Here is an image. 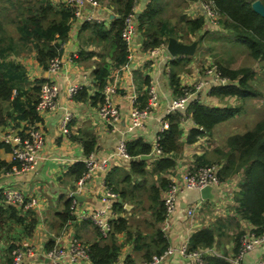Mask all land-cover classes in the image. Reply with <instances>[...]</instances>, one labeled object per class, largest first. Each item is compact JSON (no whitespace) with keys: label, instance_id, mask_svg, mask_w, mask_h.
<instances>
[{"label":"crops","instance_id":"crops-1","mask_svg":"<svg viewBox=\"0 0 264 264\" xmlns=\"http://www.w3.org/2000/svg\"><path fill=\"white\" fill-rule=\"evenodd\" d=\"M49 1L57 8L67 6V0ZM93 2V4L87 2L83 6L82 18L71 21L68 38L54 42L60 48L56 57L63 63L58 73H49L46 68L40 66L37 62V54L33 50L21 55H11L8 58L25 68L27 81L21 96L25 111L30 109L29 104H26L27 98L37 101L38 94L35 93L34 88L44 82H55L60 89V95L56 109L37 113L35 120L23 118L20 112L16 113L11 109L7 124L0 127L2 144L4 143L1 134L6 130L23 132L35 125L40 127L45 135V146L38 155L34 170L10 173L8 176L0 172V193L6 189L17 190L25 194L28 199L35 201V207L30 210L16 208L18 210L16 217L4 214V221L0 225V238L6 239L4 245L7 241L8 243L0 254L5 255L11 245L16 247L27 242L36 248L35 255L24 258L18 264H52L46 258V252L53 246L68 247L74 240H78L91 248L95 243L114 240L121 246L119 258L114 264H137L151 260H148V256L153 258L157 255L156 249L161 247L157 239L158 232L162 233L167 246L177 248L182 242L190 244L195 232L209 229L215 234V243L211 248H207L212 251L209 256L233 260L237 255L236 241H240L239 238L243 233L256 232V226L239 214V204L235 198L245 181L244 170L230 174L218 188H215V201L202 200L198 190L187 189L184 180L188 172H194L202 165L216 164L219 168L225 166L227 159L224 155L230 150L228 141L232 136L224 139L227 141L223 145L214 128L210 134L200 138L196 143L186 144L189 132L196 127L189 115L182 124V141L185 145L175 156L176 164L173 169L160 175L150 172L162 157L154 156L151 160H140V157H135L127 161L117 156V148L124 141L128 144L141 142L151 145L153 149L162 129V121L167 116L168 107L184 94L185 89L195 88L202 79V73L193 61L185 63L181 60L183 57L174 60L166 52L170 28L176 32L180 41H182L180 37L183 35L182 29L176 28L170 20H167V28L160 26L156 30L157 37L163 34V43L156 48H147L148 46L145 45L147 40L142 37L138 20L150 0H139L138 35L134 39L132 50L128 52L127 61L118 66L110 55V52L113 53L112 36L109 39H97L93 34V26L86 27V24H103L108 29L121 16L123 3L120 5L115 0H93ZM191 6L194 8V18L203 15L202 2L198 1ZM90 16L93 17L92 21L87 20ZM207 26L206 22L200 32L205 33V38L214 35V40L220 42L224 36H230L229 32L224 34L218 31L220 25L209 28ZM154 50L158 52L152 54ZM167 61H171V64ZM102 64H108L110 67L106 84L112 83L117 89L114 100L120 109L121 119L113 126L105 124L98 116L100 103L98 95L102 90L95 78V71ZM173 72L179 78L178 89L172 85ZM72 84L84 86L82 93L80 92L73 99L67 95V89ZM151 84L156 87L158 93V105L153 116L144 129L128 131L129 116L133 107L132 99L137 97L140 104H146L148 88ZM214 86L205 87L196 94L200 103L220 108L228 104L235 108L241 103L236 98L221 100L212 96L210 90ZM239 106L241 107L242 104ZM188 110L189 108L183 114H188ZM244 110L245 107L242 106L238 115L243 114ZM66 116H70L68 133L62 130V121ZM235 129L233 128V131ZM86 143L93 145L91 154L94 155L96 163L101 165L106 161L108 168L96 169L81 186L76 176L72 174V170L79 163L86 165L89 156L85 152ZM0 159L8 165L13 164V170L15 164L10 151L7 152L5 148L0 150ZM139 161H145L147 165V174L142 177L133 171V164ZM151 175L155 179L152 181V190L143 200H140V197L137 199L131 193L133 186L129 187L128 183L134 184L135 180L147 182ZM123 177L126 179L124 180ZM163 178L170 184L177 183L183 190L179 194L177 211L170 219L169 226H166L162 220L161 203L166 190L162 191L159 201L153 200V188L159 187ZM110 190L116 192L119 197L114 201L109 229L104 237L93 222L84 220L81 216L83 213L99 210L102 207L103 196ZM74 200L77 203V211L73 216L70 207ZM191 208L194 209L195 215L190 219L187 217V212ZM122 220L126 222V228L121 232L113 231ZM263 256L264 246L250 252L240 264H253ZM1 258L3 261L6 260V256ZM62 264L69 263L64 259ZM77 264L93 263L90 259ZM168 264H186V262L176 257Z\"/></svg>","mask_w":264,"mask_h":264},{"label":"trees","instance_id":"trees-1","mask_svg":"<svg viewBox=\"0 0 264 264\" xmlns=\"http://www.w3.org/2000/svg\"><path fill=\"white\" fill-rule=\"evenodd\" d=\"M122 5V14L117 18L108 29L102 25L93 26V34L97 39H109L111 41V57L116 64L123 65L127 61L128 50L121 37L124 17L131 11L133 0H115ZM188 4L194 5L199 0H183ZM255 0H214L215 9L219 14L220 23L227 29L230 36H226L230 45H242L248 49L249 56L254 63L259 64L260 69L264 70V18L257 14L252 3ZM264 4V0H261ZM167 3L164 0H150L146 9L142 12L139 22L142 37L147 40L145 45L151 48L159 47L163 42L162 35L157 37L156 30L162 27L167 28L168 22L161 20L157 24V17L165 11ZM74 14L71 8L54 7L49 0H0V127L7 124L11 116L10 110L20 112L23 118L35 120L37 113L35 107L38 101L27 98L26 104L30 109H24L21 96L25 90L27 81L25 68L22 64L8 60L11 55H21L28 51H35L37 62L40 66L48 69L49 61L59 55L60 48L56 42L58 39L65 40L71 30V21ZM206 16L197 18L190 16L187 18V29L182 28L183 35L181 40L192 43L193 37L201 32L206 23ZM165 24L167 26H165ZM175 29V28H174ZM166 35V34H165ZM176 32L170 28L169 37H175ZM205 38V33L201 39H197L201 44ZM168 41V40H167ZM185 63L192 61L191 57L183 56L181 58ZM222 75L230 80L228 85H216L211 88L212 96L220 98H236L240 104L245 107V103L253 98L263 97L262 92L255 86L259 79L258 73L253 68L233 69L230 66H219ZM110 74L108 64H102L95 71V78L103 90L106 80ZM172 85L178 89L179 78L176 73H172ZM254 81V83H253ZM43 84V83H42ZM40 86L34 88L39 96ZM82 93V92H81ZM37 96V97H38ZM101 102V94L98 95ZM146 103V102H145ZM7 104V105H6ZM239 104V105H240ZM6 105V106H5ZM233 108L231 104L225 107H211L197 101H193L189 106L188 114L176 112L169 114L164 120L169 122V128L160 133L159 143L163 151V156L155 165L154 172L163 174L173 169L175 166V156L182 150L185 143L182 141L183 121L191 115L196 127L193 128L186 140V144H194L200 138L210 134L212 130L220 123L227 122L236 117L242 109V106ZM232 107V108H231ZM229 152L224 155L227 159L226 165H222L218 171L221 181H224L230 174L244 170L245 181L241 190L235 196L239 204L238 211L241 217L249 220L256 226V234H260L264 228V117L257 121L254 127L244 134H236L228 141ZM8 152L10 148L0 143V150ZM93 145L86 143L85 152L90 155L93 151ZM127 150L132 158H139L142 155H150L152 146L148 144L127 143ZM134 163V162H133ZM13 164H7L0 159V172L4 169H11ZM214 164H205L202 166H211ZM146 162L139 161L133 164L134 173L140 177L145 176ZM201 167V166H200ZM86 171V165L79 163L72 170L76 179L82 176ZM170 183L163 178L159 187H154V201H159L162 191L168 189ZM70 206V204H69ZM162 215L164 221L165 208L161 203ZM17 209L5 203L0 193V225L4 221V214H11L16 217ZM18 218V217H17ZM20 222L21 220H17ZM6 226V225H5ZM3 227V226H2ZM126 228V222L122 220L114 227L115 232H121ZM157 239L161 247H157V255L162 254L169 246L163 238L162 233H157ZM215 243L214 231L203 229L193 234L189 244L190 250H199L211 248ZM235 253L238 254L240 241H236ZM15 246L11 245L4 256L6 260L0 259V264H13L11 256ZM121 246L114 240L106 243H95L90 248V259L93 264H114L119 258ZM152 259L148 256V260ZM205 264H232L225 258L217 256L205 257Z\"/></svg>","mask_w":264,"mask_h":264},{"label":"built area","instance_id":"built-area-1","mask_svg":"<svg viewBox=\"0 0 264 264\" xmlns=\"http://www.w3.org/2000/svg\"><path fill=\"white\" fill-rule=\"evenodd\" d=\"M139 0H133L131 11L124 17L123 27L121 31V37L125 43L128 52L132 50L135 37L138 35L137 27V4ZM93 4V0H67V6L73 11L72 20H77L83 16V6L86 3ZM202 2L203 12L206 16L208 26H219L220 17L215 9L214 0H199ZM88 21H92L93 17H88ZM165 47V45L163 46ZM166 48V47H165ZM158 50H154L152 54H156ZM63 67L62 60L58 57H54L49 61L48 72L55 74L58 73ZM230 80L222 75L219 67H213L206 70V77L201 79L195 86V89H185L184 94L177 100L173 101L168 107L167 115L174 114L176 112L185 113L193 101H198L196 94L201 92L205 87L214 85H228ZM84 86L81 84H72L67 89V95L73 99L77 96ZM117 89L114 84L107 83L101 93V102L99 103L98 116L107 125L113 126L121 119V112L118 105L115 103V96ZM60 95V89L55 82H44L40 86L38 101L35 107L36 113H42L45 111H52L56 109L58 98ZM133 107L130 112V122L127 127L128 131L137 129H144L147 122L152 118L153 112L158 105V93L156 87L151 84L148 88V100L146 104H140L137 97L132 99ZM70 116H66L62 121V130L64 133H68V123ZM169 128V122L167 120L162 121V129L160 133H163ZM3 143L10 148V154L15 164L12 168L4 169L1 172L6 176L10 173L18 172H30L35 169L37 165V158L39 153L45 146V135L40 127L35 125L30 126L23 132H17L15 130H6L1 134ZM160 136L154 144L152 149L153 157H162L163 151L159 143ZM117 156L124 160H131L127 150V143L121 142L117 148ZM108 168L107 162L98 165L95 161L93 154L88 156L86 160V171L83 172L79 178V185L83 186L90 178L92 173L96 169L105 170ZM218 165L201 166L194 172H188L184 176L187 189L201 190L205 187L211 186L218 188L222 181L218 175ZM183 190L177 185V183H171L165 192L163 197V205L165 208L164 222L166 226H169L170 219L174 216L178 207V197ZM1 195L4 198L6 204L13 206L17 209L30 210L35 207V201L28 199V197L20 191L6 189L1 191ZM118 194L114 191H107L102 198V207L94 211L93 213H83L82 218L87 221L93 222L102 235L105 237L107 230L109 229L110 217L114 205V201L118 199ZM76 200L73 201L70 207L71 215L75 214ZM76 209V210H75ZM195 215L194 209H189L187 212L188 218H193ZM74 216V215H73ZM264 246V228L260 234L255 232L247 233L240 238V247L238 254L233 260H230L232 264H240L243 258L250 252L259 249ZM36 248L27 243H21L17 245L12 251L11 255L15 264L20 263L26 257H32L35 255ZM210 249L190 250L189 242H182L177 248L169 246L162 254L154 256L151 260L144 263L137 264H168L173 258L179 257L184 260L186 264H205V257L211 254ZM46 258L52 264H62V260H67L69 264H77L81 261L90 260V247L83 244L78 240H74L68 247L53 246L46 252ZM13 263V264H14ZM253 264H264V256Z\"/></svg>","mask_w":264,"mask_h":264},{"label":"rangeland","instance_id":"rangeland-1","mask_svg":"<svg viewBox=\"0 0 264 264\" xmlns=\"http://www.w3.org/2000/svg\"><path fill=\"white\" fill-rule=\"evenodd\" d=\"M164 1L167 3L166 9L165 12H163V14L160 15V17H157V24L159 25L161 20L163 21L170 20L172 25L175 26L176 28L187 29V24H186L187 18L193 16L194 8L190 6V4H188L186 1L184 2L183 0H164ZM219 25L221 27L220 30L218 31H222L221 33L224 32V34H226L228 31L220 23V21H219ZM165 26L167 25L165 24ZM207 28H209V26H207ZM195 36L197 38L193 37L192 41L201 39L202 33L199 32ZM224 38L226 39L227 37L224 36ZM224 38H222L220 42H216L214 40V35L204 38V41L201 43V45L199 44L196 50V54L193 57H191L192 61L196 65V68H198V70L202 73L201 78L204 79L206 77V70H209L210 68L217 66L227 67L228 65L233 69L251 67L253 68V70H256V72L258 73L259 79H257V81L255 82V86L262 92L263 97L251 99L250 102L245 103L246 105L243 114L238 115L237 118L232 120L230 119L225 123L224 122L220 123L215 127V131H216L215 134L220 138V140L223 141V145H225L227 141L224 139L230 136H234L236 134L246 133L247 130H250L254 127L257 121H259L261 118L264 117V70L260 69L261 66L259 64L254 63L252 58L249 56L248 49L245 46L230 45L229 42ZM219 44H223V45H219ZM167 62L168 64H171V61H167ZM175 70L177 71V68ZM183 71H186V69H183ZM233 128L236 129L233 131ZM154 169L155 166H153L150 172L154 173ZM123 178L124 180L126 179L125 177ZM154 180L155 179L153 178V175H151L148 177L147 182H142V181L138 182L135 180L134 184H132L131 182L128 183L129 187L133 186L131 188L132 195H134L137 199H139L140 197V200H143L145 195L149 194V191L152 190V181ZM137 186L138 188H135ZM245 234H247V232L243 233L242 236H244ZM5 240L6 239L4 238L3 239L0 238V242L2 243V249L0 250V253L4 250V246H7L8 241L4 245ZM217 252L220 253L219 251ZM1 257H4V255L2 256L0 254V259Z\"/></svg>","mask_w":264,"mask_h":264},{"label":"water","instance_id":"water-1","mask_svg":"<svg viewBox=\"0 0 264 264\" xmlns=\"http://www.w3.org/2000/svg\"><path fill=\"white\" fill-rule=\"evenodd\" d=\"M252 8L257 14L264 18V4L261 0H255L252 3ZM139 16L140 15H137V17ZM198 46L199 41L197 40L192 43H185L175 37H169L166 45V52L174 59H178L183 56L193 57L196 54ZM152 158V155L140 156V160H151ZM198 195L202 200L206 201H215L216 199L215 188L211 186L198 190ZM74 197L77 199L79 198L77 195H74Z\"/></svg>","mask_w":264,"mask_h":264}]
</instances>
